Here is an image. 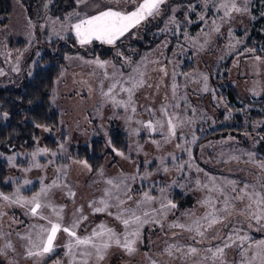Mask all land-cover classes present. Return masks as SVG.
Instances as JSON below:
<instances>
[{"label":"rangeland","instance_id":"1","mask_svg":"<svg viewBox=\"0 0 264 264\" xmlns=\"http://www.w3.org/2000/svg\"><path fill=\"white\" fill-rule=\"evenodd\" d=\"M9 1L12 12L4 23L0 12V89H22L23 82L32 77L36 63L46 53L59 52L63 63L50 99L54 111L58 112L59 125H41L32 139L11 148L0 146V155L8 162L6 182L13 186L11 191L0 190V193L12 196L20 187V195L31 198L42 186L56 181L59 186L49 191L44 202L50 201L57 208L62 206L63 226L80 220L75 229L80 237L90 235L103 224L123 241L126 230L136 228L130 225L126 229L116 218L118 213L128 218L131 213L125 209L135 211L148 222L140 227L135 251L131 253L113 244L105 258L97 261L94 251L91 257L80 256L84 250L81 246L74 250L73 258L66 255L64 247L70 238L61 231L54 252L44 257H29L30 244L25 237L30 232L34 236L38 229L32 226L47 225V220L32 216L26 206L0 198V264H83L85 259L87 264H212L203 259L205 249L220 244L219 238L226 237L233 225L241 229L240 235L251 238L245 247L264 240V220L258 223L237 214L247 200L235 202L236 211L223 223L207 228L206 222L201 221L207 229L203 238L186 228L170 227L192 224L210 211L200 203L209 195L202 187L209 183V177H215L221 186L233 180L238 189L248 184L250 191L253 185L256 190H262L264 168L259 164L264 163V138L259 130L264 126V103L246 100L264 96V0H236L237 6L246 7L247 11H231L228 16L220 6L228 0L208 3L166 0L159 16L142 22L114 45L101 41L80 45L72 25L79 18L109 7L132 11L140 0L132 3L129 0L78 3L76 0L75 6L62 16L48 14L43 6L39 18L31 15L21 0ZM173 19L175 23H170ZM159 22L162 25L154 33L164 35L160 42L154 48L137 47L136 39L142 38L149 25ZM216 27L219 31L214 30ZM118 42L121 43L118 45ZM66 43L74 48L62 51L65 47L60 49V45L68 46ZM97 60L106 62L105 66L99 67ZM129 76L143 81L134 89L130 105L128 94L120 91L121 86H132ZM117 80L120 82L113 92L103 95ZM112 96L117 101H125V105L113 103ZM162 106L169 117H175L173 123L178 125L176 135L167 141L168 117L161 112ZM2 116L6 118L5 114ZM157 120L164 123L163 129L151 131L148 122L158 127ZM240 124V128L224 135L210 136L214 131L224 130L221 127ZM116 131L127 135L126 150L112 145V133ZM94 140H101L105 145L103 162L97 168L91 160L78 156L79 149L91 146ZM41 148L48 152L31 155ZM79 161H87L91 170ZM181 164L182 170L178 168ZM164 167L169 171L164 172ZM124 177H134L126 181L131 200L125 195L123 185L117 189L107 184L108 179L116 183ZM26 180L31 183L25 185ZM161 188L166 189L164 196ZM106 189L110 195L105 194ZM145 192L154 199L138 206ZM176 192L184 198L177 200ZM229 194L236 195L230 189ZM211 195L216 207H223V196L215 192ZM117 196L125 201L119 207ZM101 200H106L109 207L104 212H95V207L103 206L99 203ZM169 200L176 207L161 208ZM41 211L43 216L56 222L52 208ZM9 243L12 246L6 247ZM172 245L180 246L181 251L172 248L169 255L166 249ZM188 246L198 248L199 254L185 257L183 253ZM254 251V246L249 249V259ZM223 259L225 264H239L241 257L235 245L225 250ZM253 264L261 262L256 260Z\"/></svg>","mask_w":264,"mask_h":264},{"label":"snow or ice","instance_id":"2","mask_svg":"<svg viewBox=\"0 0 264 264\" xmlns=\"http://www.w3.org/2000/svg\"><path fill=\"white\" fill-rule=\"evenodd\" d=\"M78 3H85L87 0H77ZM130 3L134 2V0H129ZM209 0H205V3H208ZM166 3V0H140L139 3L135 4L134 10L132 11H119L113 10L112 8H106L105 10H98L94 15H86L83 18H79L77 22L72 25V28L75 31L76 38L80 45H87L93 43V41H101L104 44L114 45L118 40L122 37H125L126 34H129L130 31L137 26H139L142 22L148 20L149 18L157 17L161 14V6ZM98 7V5H95ZM222 8L225 9L224 15L228 16L231 11L241 12L247 11V8H241L237 6L236 0H228L227 3H223L220 5ZM79 15L78 13L76 14ZM203 19V18H201ZM170 23H175L174 19L169 21ZM215 23V22H213ZM215 31H219V28L216 27ZM58 34V33H57ZM252 51V50H249ZM257 60L260 57H256ZM95 63L103 68L105 66L104 61H95ZM134 72H138V69H134ZM115 75V74H114ZM142 75V74H141ZM206 79V78H205ZM128 80L132 82L131 87H123L121 86L120 91L126 92L128 94V101L127 104L132 103V95L134 89L141 86L143 84L142 80H137L134 76H129ZM120 81L117 80L113 83L108 92L103 93L105 96H109L110 93L116 88L117 83ZM111 99L113 103L118 106H124L125 101H117L115 97L112 96ZM132 111H135V108H132ZM161 112L164 114L165 117H168L166 120L167 123V136L165 140L174 137L176 135V128L177 124L173 123V117L168 116V112L165 107L162 106ZM6 115V114H5ZM156 125L158 127H153L151 121L148 122L147 127L151 131H158L163 129L164 123L160 120L156 121ZM36 127H41V125H36ZM47 130V129H45ZM195 139V138H194ZM178 148H181V145H177ZM48 149L41 148L37 149L36 152H33L31 155L35 157L40 153H47ZM119 155H123V153H118ZM55 155V153H53ZM190 155V153H189ZM250 156L252 154H249ZM11 159V158H9ZM172 159L175 160L176 157L172 156ZM84 167L89 168L87 161H79ZM163 164V161H161ZM34 167H40L39 164H34ZM184 167L183 164L179 165L178 168L182 170ZM259 167L264 168V163L259 164ZM164 172L169 171L167 167L163 168ZM101 175H103V171L101 170ZM128 179H134V177H124L119 180V182L114 183L112 179L107 180V184L113 185L117 189H121L123 185V190L125 195H128V186L126 181ZM209 183L202 185L204 189L208 190V197L202 200L200 203L209 207L210 211L206 212L203 217H199L192 221V224L183 225V224H173L170 227H180L186 228L189 232L195 233L200 237H205V232L207 229L204 228V225L201 221L206 222L207 228L213 227L215 224L223 223L228 217L232 216L233 212L236 211L235 202L240 201L244 202L247 200V203L244 205V208L239 210L237 213L241 216H246L248 218L256 220L258 223L261 220H264V185L261 186L260 191L256 190L255 186H251V191L249 190L250 186L248 184H244L243 188H237V182L233 180H228L225 182L224 186H221L216 183L215 177H209ZM25 185L30 184L31 181L26 180ZM197 185H200V181H196ZM56 181H53L51 185H44L41 187L39 192H36L31 198H25L20 195V187H17L16 191L12 194V196L5 195L0 193V198L4 201H9L11 204L26 206L29 208V211L32 216H40L41 219L47 220V225H33L32 228L38 229L34 236L30 232L26 239H28L30 244V249L27 252L29 257H44L48 254L54 252L56 244L55 241L57 239L58 233L61 231L66 233L67 236L70 238L68 242L64 245L67 249L66 255L70 257H75L76 252L75 249L81 248L84 246V250H82L79 255L82 257H91L93 255V251L95 253V257L97 261H102L105 258V255L108 249L115 244L127 252L131 253L135 251L134 245L136 240L140 236V227L144 223L148 221L146 219H142L140 216L135 214V211L131 209H125L123 211H128L131 215L128 218H123V216L118 213L117 219H120L122 223L125 225L126 229L130 225H135L136 228L134 231H127L123 234V241L117 233L108 228L106 225H99L96 229H93L91 234L88 236L80 237L77 235L75 229L79 226L80 220H75L69 226H63L61 221L62 217V206L57 208L56 206L52 205L51 202H44L48 196L49 191L53 187H58ZM170 187V186H169ZM229 189L231 193H236V195H230ZM160 192L162 196L165 195L166 189L161 188ZM218 193L219 196H223V200L221 203L223 207L217 208L215 200L212 197V193ZM106 195H110L109 190L106 189ZM69 195L74 196L75 193L69 192ZM14 197V198H13ZM144 199L138 202V206L145 202H150L154 199V197L150 196L149 193H143ZM117 199V207L125 203L124 200ZM128 199L131 200L132 197L128 195ZM102 207H95L93 210L95 212H104L108 209L109 204L106 200H101L99 202ZM175 208L176 205L172 203L170 200L167 204H161V208ZM44 208H52L53 213L56 216V222L50 217L42 215V209ZM79 211V210H78ZM111 214V213H109ZM147 216V213H145ZM83 219H87V217H83ZM225 227L227 225L225 224ZM241 229L237 226L233 225L232 231L223 238H219L221 243L216 245L214 248L209 247L205 249L206 255L203 257L204 260L211 261L212 264H215L217 260L220 261V264H225L223 259L225 255V250L228 248L233 247L234 245L239 250V255L241 260L239 264H253V261L259 260L261 264H264V240L255 241L253 243H248V246L245 247V243L249 242L251 238L247 235H240ZM195 236L193 237V239ZM201 243L203 240L200 241ZM12 245L9 243L6 247H11ZM255 247V251L252 253L251 258H248L249 249ZM172 248H175L176 251H181V247L177 245H172L166 251L169 252V255H172ZM34 249V251H33ZM91 249V250H89ZM199 249L193 246H188L187 251L183 253L186 256L198 255ZM83 264H87V259L83 261ZM155 264V262H153Z\"/></svg>","mask_w":264,"mask_h":264},{"label":"trees","instance_id":"3","mask_svg":"<svg viewBox=\"0 0 264 264\" xmlns=\"http://www.w3.org/2000/svg\"><path fill=\"white\" fill-rule=\"evenodd\" d=\"M26 4L31 15L37 14L38 8L43 0H21ZM48 4L47 13L52 15H63L71 10L76 0H46ZM0 12L4 15L3 23L6 17L12 12L11 2L9 0H0ZM39 18V17H37ZM1 23V20H0ZM162 23L149 25L141 39L135 41V45L141 49L154 48L164 35H156L154 30L161 26ZM20 41V44H23ZM121 42H118V45ZM124 43V42H123ZM68 46L60 45L62 51L74 48L70 43ZM134 45V46H135ZM139 56V55H137ZM63 63L62 56L57 53H46L36 63L34 73L31 78L23 82L22 89L2 88L0 89V146L11 148L15 145L22 144L26 139H32L36 134V125L47 127H57L59 125L58 112L54 111L50 99L51 91L54 87L55 80L61 71ZM191 64V63H188ZM251 103H264V96L259 99L251 98ZM6 114V118L2 116ZM239 127L225 126L220 133L212 132L210 136H221ZM259 135L264 138V126L259 130ZM112 145L115 148L126 150L128 147L127 135L121 131L112 133ZM264 149V144H262ZM105 145L101 140H94L91 146L81 147L78 156L91 160L94 167L100 166L103 162ZM8 177V162L0 155V190L9 192L13 186L6 182ZM176 199L184 198L180 192L175 193Z\"/></svg>","mask_w":264,"mask_h":264},{"label":"flooded vegetation","instance_id":"4","mask_svg":"<svg viewBox=\"0 0 264 264\" xmlns=\"http://www.w3.org/2000/svg\"><path fill=\"white\" fill-rule=\"evenodd\" d=\"M43 6H46V8H48V4L46 3V0L42 1V4L40 5V7L38 8L37 14H35L36 17H40L41 13H42V8ZM251 98H248L246 101L249 102ZM251 103V102H250Z\"/></svg>","mask_w":264,"mask_h":264}]
</instances>
